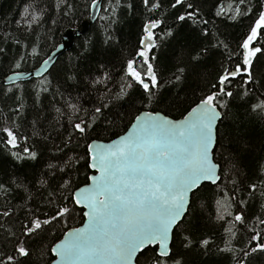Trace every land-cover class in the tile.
I'll return each mask as SVG.
<instances>
[{"label":"trees","instance_id":"obj_1","mask_svg":"<svg viewBox=\"0 0 264 264\" xmlns=\"http://www.w3.org/2000/svg\"><path fill=\"white\" fill-rule=\"evenodd\" d=\"M156 3L160 6L152 8ZM174 3L149 0L145 6L144 0H119L117 5V0H104L96 22L48 74L10 86L0 82V185L7 189L0 191V258L11 255L15 264H51L54 244L85 219L70 193L88 184L92 174L87 145L121 136L141 111L183 118L202 96L218 90L225 69L232 72L239 65L240 73L226 87L233 95L222 97L227 107L220 110L223 117L214 151L221 180L193 193L189 211L174 231L167 264H264V250L251 251L264 243L260 223L264 220V115L253 111V105L264 101V40L252 45L261 52L250 66L243 64L240 54V45L264 12V0H184L173 8ZM92 5L93 0H0V80L38 68L66 30L89 19ZM189 12L197 13L196 22L178 19ZM33 15L39 17L35 22ZM151 21L160 22L153 29L156 47L150 53L155 57L160 103L146 105L143 90L135 83L117 99L127 61L136 58L144 25ZM194 53L201 54L199 60H191ZM177 67L185 68L179 82L173 75ZM97 107H102L99 114ZM81 121L89 125L83 135L74 127ZM4 128L15 135L16 147L7 143ZM67 181L71 183L65 189ZM65 206L72 210L69 215L33 237L23 236V226L32 219H50ZM4 211L10 214L3 216ZM219 215L224 218L218 219ZM236 215L243 216V223L234 222ZM228 229L236 233L230 243ZM257 232L261 239L253 241ZM20 240L29 250L27 257L15 252ZM203 240L209 244L202 246ZM226 247L233 251H223ZM153 254L146 249L137 263L150 264Z\"/></svg>","mask_w":264,"mask_h":264},{"label":"snow or ice","instance_id":"obj_2","mask_svg":"<svg viewBox=\"0 0 264 264\" xmlns=\"http://www.w3.org/2000/svg\"><path fill=\"white\" fill-rule=\"evenodd\" d=\"M243 2L244 0H240V3ZM99 3L100 0H93L92 6L98 7ZM118 3L119 0L117 5ZM144 3L148 6L149 0H144ZM183 3L184 0H175L172 7ZM109 6L115 14L116 8L111 6V2ZM159 6L156 3L152 8ZM188 8H192V5L188 4ZM235 11L236 15L240 14L239 7ZM25 13L27 14V8ZM217 15H221V12ZM196 17L197 13L189 12L187 16L180 15L178 19L183 21L187 18L196 22ZM38 19L37 15L32 16V22ZM159 23L151 21L144 25L140 50L136 58L127 61L125 77L122 78L120 92L116 94L117 99L127 95L125 89L132 88L135 83L142 88L143 102L146 105L160 103V87L152 63L155 57L150 56L156 47L153 29L158 27ZM262 30L264 12L259 13L250 33L240 45V54L246 66H250L252 58L261 52L260 47L252 45L264 40ZM167 35L171 36L172 33L169 31ZM203 35H208L206 30ZM33 54H36L35 48ZM200 55L194 53L190 58L199 60ZM138 59L140 63L137 62ZM43 63L47 65L49 61L45 60ZM15 67L19 68V63ZM184 73V67H177L173 74L175 80L179 82ZM239 73V65L232 72L225 69L219 78L218 90L202 96L182 119H171L160 112L141 111L135 115L134 121L130 122L131 127L118 139L107 144L93 141L87 145L89 167L99 175L89 177L92 182L89 186L70 193L75 205L87 209L84 212L87 223L81 228L67 231L64 239L54 244L51 253L59 258L55 264H135L138 254L143 253L145 249L154 251L153 256L149 258L150 264H167V259L171 256L173 229L179 227L184 220L192 194L204 182L217 185L221 180V166L214 161L213 151L218 143V121L223 117L220 110L227 107V101L222 97L233 95L232 92L226 91L227 83ZM19 75L17 74V78ZM249 77L251 78L250 73ZM97 83L102 81L98 80ZM69 107L74 112L79 111L75 104H69ZM102 107H97L95 113H101ZM253 111L264 115V101L253 105ZM74 127L83 135L89 125L81 121ZM3 131L9 138L7 143L16 147L13 132L8 128ZM30 155L35 158L36 154L33 152ZM70 183L65 182L63 187L69 188ZM255 187L252 186L253 190ZM0 191L6 192L7 189L0 185ZM224 199H228L227 192L224 193ZM220 203L218 200L217 204ZM71 211L65 206L59 208L56 215L50 219H32L28 225L23 226V236L33 237L39 234L44 226L69 215ZM9 214L8 211L2 213L3 216ZM223 218L222 215L218 216V219ZM243 220L242 215L234 217V222L243 223ZM260 223L264 224V220ZM227 231L230 233V243L236 233L231 229ZM251 239L259 241L261 233L257 232ZM208 244V240L202 241V246ZM257 250H264V243H257L256 247L251 248L252 252ZM223 251L233 249L226 247ZM243 251L247 257V249ZM15 252L21 257L30 255L24 240L19 241ZM0 264H15V257L9 255L0 258ZM175 264L180 262L176 261Z\"/></svg>","mask_w":264,"mask_h":264},{"label":"water","instance_id":"obj_3","mask_svg":"<svg viewBox=\"0 0 264 264\" xmlns=\"http://www.w3.org/2000/svg\"><path fill=\"white\" fill-rule=\"evenodd\" d=\"M103 2H104V0H100V3H99V5H98V7H93L92 6V9H91V17H90V20H86V21H84L83 23H82V25H81V27L80 28H76V29H68V30H66L65 32H64V34H63V36H62V39H61V43L57 46V48L48 56V58L46 59V60H48L49 61V63L47 64V65H44V63H42L41 65H40V67L38 68V69H35V70H30V71H27V72H17V73H13V74H11V75H9L4 81H3V84H5V85H12V84H16V83H21V82H27V81H30V80H32V79H39V78H42V77H44L46 74H48L49 73V71L51 70V68L54 66V64L56 63V61L58 60V58L61 56V55H63L64 53H66L67 51H69L73 46H74V44H75V40L77 39V38H80L81 36H83L84 34H86L88 31H89V29H90V27L96 22V20L98 19V16H99V14H100V11H101V8H102V5H103ZM39 71V74H37V72ZM17 74H20L19 75V78H17ZM170 118V117H169ZM172 119V118H171ZM182 119V118H181ZM177 120H179V119H177ZM222 120V119H221ZM220 120V121H221ZM220 121H218V127H219V124H220ZM131 127V126H130ZM129 127V128H130ZM128 128V129H129ZM126 133V132H125ZM124 133V134H125ZM124 134H122V135H124ZM116 139H118V137L117 138H115V139H113V140H116ZM113 140H111V141H109V142H102V141H98V142H100V143H105V144H107V143H111ZM214 151H215V149H214ZM214 151H213V159H214ZM214 161H215V159H214ZM91 169V168H90ZM91 172H92V174L90 175V176H92V175H99V173L98 172H96V171H94L93 169H91ZM92 182H91V180L89 179V182H88V184H86V185H84V186H82V187H80V188H84V187H87V186H89L90 184H91ZM218 183H219V181H218ZM217 183V184H218ZM204 184H211V183H209V182H204L203 184H201V186L202 185H204ZM213 185V184H212ZM200 186V187H201ZM79 188V189H80ZM79 189H77V190H79ZM76 190V191H77ZM198 190V189H197ZM196 190V191H197ZM193 195V194H192ZM191 199H192V196H191ZM190 204H191V202H190ZM77 206V205H76ZM79 209H82L84 212H86L87 211V209H85V208H82L81 206H77ZM190 207V206H189ZM188 211H189V209H188ZM188 213V212H187ZM187 213H186V215H187ZM186 215H185V217H186ZM84 222H83V224L81 225V226H79V227H76V228H81V227H83L84 226V224L85 223H87V217L86 216H84ZM176 229V228H175ZM175 229H173V232H172V239H171V243H170V248H171V245H172V241H173V235H174V231H175ZM64 239V236H63V238L61 239V240H63ZM60 240V241H61ZM59 241V242H60ZM58 242V243H59ZM146 250V249H145ZM144 250V251H145ZM141 253H139L138 254V256H137V260H136V262H135V264H138L137 263V261H138V258H139V255H140ZM54 256V255H53ZM59 258L58 257H55L54 256V260L52 261V263L51 264H55V262L58 260Z\"/></svg>","mask_w":264,"mask_h":264},{"label":"bare ground","instance_id":"obj_4","mask_svg":"<svg viewBox=\"0 0 264 264\" xmlns=\"http://www.w3.org/2000/svg\"><path fill=\"white\" fill-rule=\"evenodd\" d=\"M91 9H92V8H91ZM90 17H91V12H90ZM90 17H89L88 20H90ZM85 21H86V20H85ZM82 23H83V22H82ZM81 25H82V24H81ZM80 27H81V26H80ZM80 27H79V28H80ZM72 29H73V28H72ZM53 51H54V50H53ZM53 51H52V52H53ZM52 52H51V53H52ZM51 53H50V54H51ZM47 58H48V57H47ZM47 58H46V59H47ZM46 59H45V60H46ZM45 60H44V61H45ZM44 61H43V62H44ZM43 62H42V63H43ZM40 65H41V64H40ZM39 67H40V66H39ZM39 67H38V68H39ZM38 68H36V69H38ZM33 70H35V69H33ZM16 73H17V72H16ZM10 75H11V74H10ZM7 77H8V76H7ZM7 77H6V78H7ZM6 78H4L3 80H0V82L3 84V81H4ZM16 84H17V83H16ZM3 85H5V84H3ZM12 85H14V84H12ZM5 86H10V85H5Z\"/></svg>","mask_w":264,"mask_h":264}]
</instances>
